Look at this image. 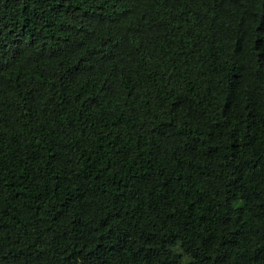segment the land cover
Segmentation results:
<instances>
[{
	"label": "trees",
	"instance_id": "trees-1",
	"mask_svg": "<svg viewBox=\"0 0 264 264\" xmlns=\"http://www.w3.org/2000/svg\"><path fill=\"white\" fill-rule=\"evenodd\" d=\"M0 264H264V0H0Z\"/></svg>",
	"mask_w": 264,
	"mask_h": 264
}]
</instances>
